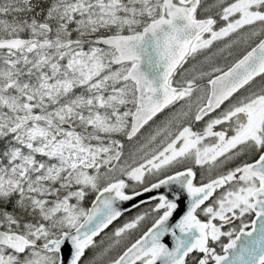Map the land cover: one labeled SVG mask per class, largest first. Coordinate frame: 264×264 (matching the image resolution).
<instances>
[{
    "label": "snow or ice",
    "instance_id": "1",
    "mask_svg": "<svg viewBox=\"0 0 264 264\" xmlns=\"http://www.w3.org/2000/svg\"><path fill=\"white\" fill-rule=\"evenodd\" d=\"M146 218L107 264H264V0H0V264H102Z\"/></svg>",
    "mask_w": 264,
    "mask_h": 264
},
{
    "label": "rangeland",
    "instance_id": "2",
    "mask_svg": "<svg viewBox=\"0 0 264 264\" xmlns=\"http://www.w3.org/2000/svg\"><path fill=\"white\" fill-rule=\"evenodd\" d=\"M217 48V45H215L214 44V46H213V50H215ZM243 48H244V45H239V46H236V47H234V49L232 50L233 51V56H229L228 55V52L227 51H225L224 53H217V55L214 57V63L215 64H217L218 66H220L221 64H225V63H230L231 61H232V59L235 57V56H237V52L238 51H242L243 50ZM198 59H200V60H202L203 59V57L201 56V57H198ZM205 67H207V65H205ZM176 112H179V106H177V108H176ZM163 117H160L159 119H158V122H159V120L160 119H162ZM183 118L184 117H180V120H178L177 121V125L180 123V122H182V120H183ZM173 131H175V128L173 129ZM145 135H147V132H145ZM142 140H143V138H142ZM139 145H137V147H138ZM130 150H132V146L131 145H129L128 146V148L126 149V155H127V152L128 151H130ZM138 158V157H137ZM129 163H131V160H129ZM186 163H187V165H193V164H195L194 163V160H192V159H189L188 161H186ZM196 165V164H195ZM199 169V168H198ZM202 170H204V168H203V166H202ZM146 208H142V209H140V210H138V211H136L135 213H132V214H130V215H128L126 218H125V220L123 221V222H120L119 224H117V226L116 227H118V226H122L123 225V223H125V222H128V221H131L137 214H139V213H141V212H143L144 210H145ZM151 219L150 218H146L144 221H142L141 223H140V225H138V227L136 228V229H132V230H130L127 234H125V236L123 237V238H121V244L120 245H116L109 253H108V255L107 256H105V257H103V259H102V264L106 261V260H108L110 257H115L117 254H118V252L121 250V248H123V246L125 245V244H128V243H130V242H133L134 241V238L139 234V233H141L143 230H146V228H147V225H146V223L148 222V221H150ZM151 223V222H150ZM146 225V226H145ZM143 226H145L143 229H142V227ZM116 227H112L111 228V230L109 229V230H107L100 238H99V242L97 243L98 244V248H96L95 249V251H97V252H102L105 248H107L108 246H109V244H112L113 242H114V240L116 239L113 235H112V233L114 232V229L116 228ZM97 241V240H96ZM101 241H103V243L101 244L100 242ZM100 245H103V248H101V249H99V247H100ZM105 264V263H104Z\"/></svg>",
    "mask_w": 264,
    "mask_h": 264
},
{
    "label": "water",
    "instance_id": "3",
    "mask_svg": "<svg viewBox=\"0 0 264 264\" xmlns=\"http://www.w3.org/2000/svg\"><path fill=\"white\" fill-rule=\"evenodd\" d=\"M160 194L168 195L170 199L174 198V194H180L181 195V200H180L181 211L185 208L186 203H187V195H186V192L182 191L180 189V186L177 184L172 185L171 189L169 187L165 186V187H162L160 189L154 190L152 193H143L142 196L135 197L133 201L123 202L121 207L124 209H128L127 211H130L131 209L135 208L133 206L134 204L135 205H141V204H143V203H141L142 200L143 201H149L152 196H158ZM127 211H125V212H127ZM180 214L181 213H177L176 215H174L173 219L174 220L178 219ZM107 229H105L104 231H106ZM166 241H167V238H166Z\"/></svg>",
    "mask_w": 264,
    "mask_h": 264
},
{
    "label": "flooded vegetation",
    "instance_id": "4",
    "mask_svg": "<svg viewBox=\"0 0 264 264\" xmlns=\"http://www.w3.org/2000/svg\"><path fill=\"white\" fill-rule=\"evenodd\" d=\"M241 52H242V51H241ZM241 52L238 51V52H237V55H239ZM217 111H219V110H217ZM210 115H215V114H210ZM159 118H160V117L157 118V121H158ZM184 119H185V118H183V120H184ZM205 119H207V117H205ZM183 120H182V121H183ZM150 123H151V122H150ZM202 123H203V122L198 123V124H197V128H199V127L201 126ZM145 127H146V129L148 128V126H145ZM216 130H218V131H219V130L228 131L229 128H228V125H227V124L222 125V126H221V125H218L217 128H216ZM142 132H145V130H142ZM237 162H239V161H237ZM188 166L192 167L193 171L196 173V179H195L194 183H199L201 180H205V181H206L210 175H214V174H216L217 172L223 170V169H219V168H214V169H212V171H209V166H208V165H204V166H203L204 170H202V166H200V165H195V164H193V165H188ZM198 168H199V169H198ZM180 170L183 171L184 168L181 167ZM170 174H174V173H170ZM86 206H90V204H86ZM147 206H149V205L146 204V203H143V204L139 205V207H135V208L131 209L130 211L124 212V214L129 213V212H131V211H133V210H135V209H136V211H138V210H140V209H142V208H144V207H147ZM120 218H121V217H120ZM120 218H119V219H120ZM119 219H118V220H119ZM116 221H117V220H116ZM114 223H115V222H114ZM112 225H113V224H112ZM112 225H111V226H112ZM108 229H109V228H108ZM106 231H107V230H106ZM103 234H104V233H103ZM103 234H102V235H103ZM102 235L98 236V237L95 238V239L98 240V238H100Z\"/></svg>",
    "mask_w": 264,
    "mask_h": 264
},
{
    "label": "trees",
    "instance_id": "5",
    "mask_svg": "<svg viewBox=\"0 0 264 264\" xmlns=\"http://www.w3.org/2000/svg\"><path fill=\"white\" fill-rule=\"evenodd\" d=\"M225 64H227V63H225ZM225 64H221L220 66H224ZM147 207H148V206H147ZM147 207H144V208H147ZM135 212H136V209L133 210V211H131V212H129V213L124 214V215H123L119 220H117V221H116V222H115V223H114L109 229L111 230V228H112L113 226L116 227L117 224H119L120 222H123V221L125 220V218H126L128 215H130V214H132V213H135ZM150 222H151V220L148 221V222L146 223V225L148 224L147 227L150 226V224H151ZM146 225H145V226H146ZM145 226H143L142 229H143ZM109 229H108V230H109ZM139 235H140V233H139L134 239L138 238ZM99 241H100V240H99V238H98L97 243H98ZM101 248H103V245H100L99 249H101ZM121 249H122V248H121ZM119 252H120V251H119ZM119 252H118V253H119ZM88 255L91 256V255H92V252H89ZM107 261H108V260H106L104 263L107 264ZM104 263H103V264H104Z\"/></svg>",
    "mask_w": 264,
    "mask_h": 264
}]
</instances>
